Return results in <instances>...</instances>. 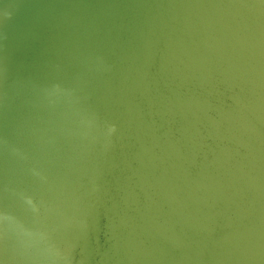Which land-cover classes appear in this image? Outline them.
<instances>
[{"label": "water", "instance_id": "95a60500", "mask_svg": "<svg viewBox=\"0 0 264 264\" xmlns=\"http://www.w3.org/2000/svg\"><path fill=\"white\" fill-rule=\"evenodd\" d=\"M0 264H264V0H0Z\"/></svg>", "mask_w": 264, "mask_h": 264}]
</instances>
